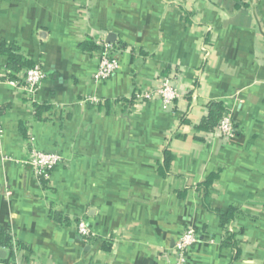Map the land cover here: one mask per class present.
Instances as JSON below:
<instances>
[{"label": "crops", "instance_id": "1", "mask_svg": "<svg viewBox=\"0 0 264 264\" xmlns=\"http://www.w3.org/2000/svg\"><path fill=\"white\" fill-rule=\"evenodd\" d=\"M110 40L120 67L96 83ZM1 42L46 78L30 95L0 55V264H179L188 228L185 264H264V0H0ZM213 103L233 138L197 130ZM32 150L62 157L49 181Z\"/></svg>", "mask_w": 264, "mask_h": 264}, {"label": "built area", "instance_id": "2", "mask_svg": "<svg viewBox=\"0 0 264 264\" xmlns=\"http://www.w3.org/2000/svg\"><path fill=\"white\" fill-rule=\"evenodd\" d=\"M99 45L102 51L99 67L94 76V82L96 83L106 82L117 73L120 67L119 59L114 55L113 46L105 42H100ZM45 78L46 73L44 68L41 64H37L24 71L21 81L12 80L11 82L18 87H22L30 95H35ZM159 94L162 99L164 109L172 106L178 97L177 92L172 87L169 79H165L163 81V86L160 89ZM215 131L225 138H233L235 136L236 129L228 114H224ZM61 162L62 157L57 153L32 150L27 164L37 178L43 181H49L53 170L59 166ZM77 227L79 234L83 238L86 240L93 238V233L84 220H81ZM197 242L198 235L194 229L188 228L182 233L175 246L180 259L179 264L186 263L188 253Z\"/></svg>", "mask_w": 264, "mask_h": 264}, {"label": "trees", "instance_id": "3", "mask_svg": "<svg viewBox=\"0 0 264 264\" xmlns=\"http://www.w3.org/2000/svg\"><path fill=\"white\" fill-rule=\"evenodd\" d=\"M81 48L88 53L99 51L100 47L97 46L93 42H85L81 45ZM0 55L8 57V68L12 73L13 77L19 75L24 68H32L33 64L26 61L23 56L20 54V50L15 45H9L5 42L0 43ZM226 113V109L223 103H213L209 107V115L206 119H204L201 124L197 127V130L203 133H212L217 128L224 114ZM186 122V121H185ZM166 155L165 160V168L169 167V159ZM216 176H211L202 187L206 191L205 198L208 197V190L214 181ZM46 185V182H43ZM205 204H207L205 202ZM236 209H230L227 213H219L216 212L220 217L222 227L228 226L237 214ZM52 218L61 224L69 223L66 218H64L59 213H52ZM228 244V243H226ZM12 242L10 236L6 233L3 228H0V248H11Z\"/></svg>", "mask_w": 264, "mask_h": 264}, {"label": "water", "instance_id": "4", "mask_svg": "<svg viewBox=\"0 0 264 264\" xmlns=\"http://www.w3.org/2000/svg\"><path fill=\"white\" fill-rule=\"evenodd\" d=\"M113 37H114V36L112 35V36H111V38L113 39ZM111 42H113V41H111V40H110V41H108V43H109V44H110ZM0 253H1V252H0Z\"/></svg>", "mask_w": 264, "mask_h": 264}]
</instances>
